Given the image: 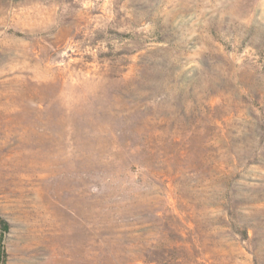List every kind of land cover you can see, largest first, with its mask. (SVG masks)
I'll return each instance as SVG.
<instances>
[{
  "label": "rangeland",
  "instance_id": "374dc122",
  "mask_svg": "<svg viewBox=\"0 0 264 264\" xmlns=\"http://www.w3.org/2000/svg\"><path fill=\"white\" fill-rule=\"evenodd\" d=\"M5 264H264V0H0Z\"/></svg>",
  "mask_w": 264,
  "mask_h": 264
},
{
  "label": "trees",
  "instance_id": "16d2710c",
  "mask_svg": "<svg viewBox=\"0 0 264 264\" xmlns=\"http://www.w3.org/2000/svg\"><path fill=\"white\" fill-rule=\"evenodd\" d=\"M9 223L0 217V231L1 233H6L9 231ZM0 264H5L4 260L2 258H0Z\"/></svg>",
  "mask_w": 264,
  "mask_h": 264
}]
</instances>
